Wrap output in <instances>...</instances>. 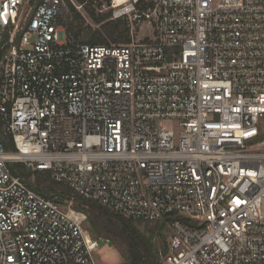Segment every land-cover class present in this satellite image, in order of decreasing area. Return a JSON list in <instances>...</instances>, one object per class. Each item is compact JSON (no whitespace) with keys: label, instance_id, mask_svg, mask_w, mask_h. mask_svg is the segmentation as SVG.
Masks as SVG:
<instances>
[{"label":"built area","instance_id":"2783aa9c","mask_svg":"<svg viewBox=\"0 0 264 264\" xmlns=\"http://www.w3.org/2000/svg\"><path fill=\"white\" fill-rule=\"evenodd\" d=\"M66 4L129 42H77ZM76 196L167 225L157 264H264V0H0V264H98Z\"/></svg>","mask_w":264,"mask_h":264},{"label":"trees","instance_id":"16d2710c","mask_svg":"<svg viewBox=\"0 0 264 264\" xmlns=\"http://www.w3.org/2000/svg\"><path fill=\"white\" fill-rule=\"evenodd\" d=\"M81 4L83 0H75ZM72 14V21L67 22L69 34L79 43L89 46L126 44L129 42L128 23L108 21L110 14H97L90 7H86L88 20L96 28L89 26L83 28V19L75 8L69 5ZM6 150H11L6 144ZM13 175L20 177L27 186L38 195L44 198L57 196V202L67 203L71 197V192L67 187L55 184L50 179L48 171H31L21 164L9 165ZM34 177V182L31 178ZM73 210L85 214L90 235L96 239L107 240L120 254L124 264H157L159 254L151 237H147L138 231L131 221H124L110 213L106 208L91 201H83L79 197H74L71 206ZM148 224V223H147ZM160 225L159 223H156ZM166 248L163 247L164 253Z\"/></svg>","mask_w":264,"mask_h":264},{"label":"rangeland","instance_id":"374dc122","mask_svg":"<svg viewBox=\"0 0 264 264\" xmlns=\"http://www.w3.org/2000/svg\"><path fill=\"white\" fill-rule=\"evenodd\" d=\"M76 4L78 3L76 2ZM75 10L81 15L83 19V28H85L86 26H89L92 29L96 28V26L88 20V17L87 20L83 18V15L81 13L82 10ZM65 11L66 12H64L63 16L61 17V21L65 19L68 23H70L72 21V14L70 12L69 4H66ZM137 32H139V30ZM31 182H34V177L31 178ZM67 206V203L61 204V208L63 209H66ZM133 226L147 237L152 238L151 241L157 249L158 254L159 252H162L163 247L166 248L167 239L170 234V230L167 225L134 222ZM84 228L89 232L87 222L84 225ZM90 236L93 239H96L94 235ZM97 243L98 249L95 251V259L98 264H124V261L122 260L119 252L107 240L98 239Z\"/></svg>","mask_w":264,"mask_h":264}]
</instances>
